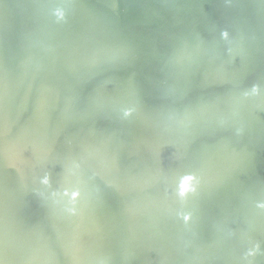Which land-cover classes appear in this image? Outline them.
Wrapping results in <instances>:
<instances>
[{
    "label": "water",
    "instance_id": "obj_1",
    "mask_svg": "<svg viewBox=\"0 0 264 264\" xmlns=\"http://www.w3.org/2000/svg\"><path fill=\"white\" fill-rule=\"evenodd\" d=\"M0 264H264V0H0Z\"/></svg>",
    "mask_w": 264,
    "mask_h": 264
}]
</instances>
